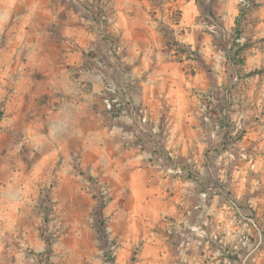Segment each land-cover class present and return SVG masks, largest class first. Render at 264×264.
<instances>
[{"label":"rangeland","instance_id":"obj_1","mask_svg":"<svg viewBox=\"0 0 264 264\" xmlns=\"http://www.w3.org/2000/svg\"><path fill=\"white\" fill-rule=\"evenodd\" d=\"M215 1L180 0V28L161 24L170 79L153 86L144 70L156 64L131 56L105 10L82 6L96 40L83 61L62 64L49 6L0 0V264H264V0H239L230 21ZM243 47L224 64L226 48L234 56ZM57 70L82 85L46 91ZM144 89L173 102L163 110L180 113L189 133L180 139V214H165L162 196L150 201L146 164H173L169 155L113 151L114 117L155 112L141 102ZM59 111L67 137L43 154L33 137Z\"/></svg>","mask_w":264,"mask_h":264},{"label":"crops","instance_id":"obj_2","mask_svg":"<svg viewBox=\"0 0 264 264\" xmlns=\"http://www.w3.org/2000/svg\"><path fill=\"white\" fill-rule=\"evenodd\" d=\"M239 0H216L213 3V9L216 16L224 15L227 21L231 20L234 15L235 19L238 15L236 8L239 5ZM83 5L89 6L94 11L105 10L108 14L110 26L114 33H117L118 40L125 39L130 44L132 57H142L156 64L155 67H146L144 71H150L149 77L153 80V86L163 85L168 82L169 68L163 63L164 54L166 55V40L162 37L159 27L161 24H166L170 28H180V20L175 21L174 16L180 13V0H35L29 7L32 10L42 9V6H49L47 19L50 29V40L54 44L56 54L55 59L60 60L63 64L82 60L86 46L96 40L94 32V24L91 18L85 17L82 13ZM229 12V13H228ZM116 36V35H115ZM125 43V41H122ZM30 43L24 44V50L20 52L25 58H29ZM168 51V50H167ZM224 56V64L230 65L231 60ZM247 56V55H246ZM248 57V56H247ZM256 60L248 59L249 62ZM258 61V60H257ZM256 61V62H257ZM247 62V60H246ZM152 65V63H151ZM247 69L245 66L243 67ZM247 70H251L249 67ZM34 71L31 72L33 74ZM64 70L56 72L57 80L55 83H47L44 86L46 91H63L72 86L82 85L79 79L65 76ZM67 77V81H65ZM65 81V82H64ZM34 79L33 83L25 84L23 90H31L36 86ZM144 96L141 100L144 106L155 108V112L142 117V121L126 115L114 117V125L111 127L113 139L114 154L131 155V154H146L149 155H165L170 156L173 164L167 162V157H160L159 161H149L145 167L149 173L148 182L149 190L152 193L150 201L156 203L159 196H162L167 203L165 214H180V188L185 185L180 181V139H185V135L189 133L180 132V113L167 114L163 108L170 107L173 102L167 99L149 100L147 99V89L142 90ZM67 97L62 98V106L66 105ZM59 113V114H58ZM57 113L58 117L61 111ZM45 118L48 119V116ZM43 121V120H42ZM46 126L41 127L35 139H42L44 143L38 146L37 149L43 154L56 153L62 150L58 145V139L61 136L67 137L63 128L61 117L58 120H46ZM63 121V122H62ZM56 129L53 131V123ZM142 123H146L143 125ZM50 124V127L48 125ZM66 124V123H65ZM143 125V126H142ZM140 129L143 133L140 134ZM56 130H59L56 134ZM61 130L63 132H61ZM64 133V134H63ZM99 134V133H98ZM58 136V137H56ZM150 137L147 142L144 137ZM70 137V134L68 135ZM138 138H142L140 142H136ZM134 140V141H133ZM105 143V141H103ZM107 146L101 147L104 151ZM131 161H125L119 164V167H132ZM176 163V164H175ZM183 181V180H182ZM182 191V190H181ZM164 214V215H165ZM194 263V262H189ZM170 264V259L168 263Z\"/></svg>","mask_w":264,"mask_h":264},{"label":"trees","instance_id":"obj_3","mask_svg":"<svg viewBox=\"0 0 264 264\" xmlns=\"http://www.w3.org/2000/svg\"><path fill=\"white\" fill-rule=\"evenodd\" d=\"M234 45H235V42L233 43ZM237 45V44H236ZM240 47V46H239ZM228 49L229 48H226L225 49V54H226V56L234 63V64H236V59H235V57H236V55H238L239 53H240V51L241 50H244V47L243 48H241V49H239L237 52H236V54H234V56H232L231 55V53L230 52H228Z\"/></svg>","mask_w":264,"mask_h":264},{"label":"built area","instance_id":"obj_4","mask_svg":"<svg viewBox=\"0 0 264 264\" xmlns=\"http://www.w3.org/2000/svg\"><path fill=\"white\" fill-rule=\"evenodd\" d=\"M240 40H238V42H239ZM202 196L205 198L206 197V194L204 193V194H202Z\"/></svg>","mask_w":264,"mask_h":264}]
</instances>
